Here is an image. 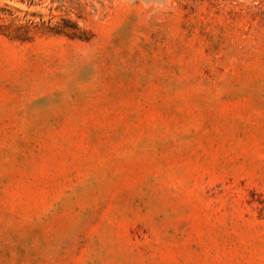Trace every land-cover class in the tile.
I'll return each mask as SVG.
<instances>
[{"label": "rangeland", "instance_id": "rangeland-1", "mask_svg": "<svg viewBox=\"0 0 264 264\" xmlns=\"http://www.w3.org/2000/svg\"><path fill=\"white\" fill-rule=\"evenodd\" d=\"M75 2L0 0V264H264V0Z\"/></svg>", "mask_w": 264, "mask_h": 264}, {"label": "trees", "instance_id": "trees-1", "mask_svg": "<svg viewBox=\"0 0 264 264\" xmlns=\"http://www.w3.org/2000/svg\"><path fill=\"white\" fill-rule=\"evenodd\" d=\"M54 1H58L61 4H67L68 6L71 7L72 10L77 11V14L80 17V14H81V10L79 9L80 5L78 4V2H75L76 0H52V2H54ZM73 5H76V6L73 8ZM28 29L29 28H27L26 32L24 33L25 36H27L26 34H28L27 33ZM39 29L42 32H46L48 34L62 35V36L66 37L70 40H75V39L81 40L82 39V35L78 31V29L76 28L75 24L70 23V22H65V25L62 29H54V28H50V27H45V28L40 27Z\"/></svg>", "mask_w": 264, "mask_h": 264}]
</instances>
